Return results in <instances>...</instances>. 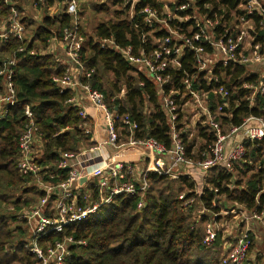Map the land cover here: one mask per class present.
Listing matches in <instances>:
<instances>
[{
  "label": "built area",
  "instance_id": "1",
  "mask_svg": "<svg viewBox=\"0 0 264 264\" xmlns=\"http://www.w3.org/2000/svg\"><path fill=\"white\" fill-rule=\"evenodd\" d=\"M22 1L25 2L24 7L21 0H3L10 15L0 25V44L5 45L15 39L23 43L19 49L23 52L32 41L23 24L25 19L34 18L26 10V4L48 12L47 17H70V26L64 30L61 40L51 39L48 48L41 50L40 55H51L66 66V72L55 81L61 93H71L68 102L77 107L80 118L84 120L81 129L92 139L88 150L84 148L77 153L61 154L58 169L68 171L66 180L56 186L36 181L46 196L30 212L21 216L27 222L26 228L30 233V240L24 247L41 264H65L72 248L86 245L84 241L65 237L62 242L43 249L40 246L43 237L60 234L68 226L96 217L118 197H139L137 208L142 210L146 205L144 198L150 190L152 175L172 181L189 179L194 183L197 180L207 182L210 171L215 168L233 172L234 166L246 155L247 142L264 140L262 118H247L241 127H231L226 133L220 118L224 109L229 108V93L223 87L211 88L220 81L215 74L221 66L237 64L246 67L249 76L255 67L264 65L260 45L253 44L256 25L249 19V16L259 14L262 17L259 27L264 34V8L258 1L240 0L237 8L231 11L230 18L226 19L225 16L219 18L217 14L209 16L205 12L210 8L208 3L204 4L205 11L200 8L199 2L208 0H164L161 12L151 7L136 10L143 0H123L125 7L130 6L129 19L135 28L141 29L139 22H142L148 30L142 36V43L147 47L136 54L132 47L120 48L113 38L95 40L92 37L102 49L121 54L130 66L156 87L160 109L170 127V148L152 138H137L138 125L131 116L120 114L118 108L111 110L104 94L92 86V72L82 63L87 37L81 33V28L83 13L90 8L89 0H55L53 4H49V0ZM105 1L101 0L102 3ZM139 16L143 17L141 21ZM172 21H178L180 25L172 26ZM36 53L32 51V54ZM190 53L195 56L194 72L184 73L180 88L172 87L167 91L168 86L173 85L170 71L182 70L184 58ZM16 67V58H9L0 70L3 88L0 120H5L19 105L14 81ZM243 88L249 90L253 87L245 84ZM125 93L124 90L120 97ZM258 94L264 96L263 82L254 88L251 102ZM213 96L221 97L224 103L215 105ZM24 117L28 121L20 138L18 171L22 176L38 178L44 171L40 163L44 159V143L30 106L24 108ZM92 120H99L94 128L90 124ZM199 126L210 127L215 141L202 152L201 159L193 160L187 157L183 137L196 142L198 149ZM132 149L136 150L138 161L126 159L125 152ZM52 196H56L54 201H51ZM180 200L185 211L195 203L194 199L186 200L185 196ZM236 209L231 210V214L238 216L241 222L235 230L238 235L232 246L230 237L223 235L226 232L225 222L221 224L222 218L229 216L228 211L211 214L201 204L195 219L200 221L204 216L211 215L205 228L204 244L210 247L218 237L222 238V264H261L259 258L263 255L258 253L253 256L251 253L256 230L251 225L252 222L264 225V207L261 212Z\"/></svg>",
  "mask_w": 264,
  "mask_h": 264
},
{
  "label": "trees",
  "instance_id": "2",
  "mask_svg": "<svg viewBox=\"0 0 264 264\" xmlns=\"http://www.w3.org/2000/svg\"><path fill=\"white\" fill-rule=\"evenodd\" d=\"M49 1L53 4L55 0ZM258 2L264 8L262 1ZM205 3L210 5L207 11L203 9ZM239 3L240 0H208L199 2V6L211 17L217 14L219 18L225 16L229 19L231 11ZM89 4L95 11L91 15L99 12L110 16L109 21L97 26L95 38H113L120 48L132 47L136 54L147 47L142 43V36L148 30L142 22H139L141 29L135 28L129 19L130 6L125 7L123 0H106L103 3L101 0H89ZM146 7L161 12L164 0H143L136 10ZM91 10H85L83 17ZM9 15V8L0 0V25ZM142 19V16L138 17L139 21ZM249 19L256 25L253 44H259L264 55V34L259 27L262 17L254 14ZM23 24L32 37L25 51H19L23 43L15 39L5 45L0 44V70L9 58L17 60L14 81L19 101L10 116L0 120V264H41L24 247L30 240V233L21 216L35 206L36 200L46 196V192L36 185L29 186L34 178L22 176L18 171L19 143L28 121L24 117V108L30 106L34 111L44 143V159L40 161L41 165L44 163V175L40 176L43 184L56 186L66 180L68 171L58 169L61 154L77 153L91 140V135L81 129L84 120L80 118L77 107L68 102L71 93H61L55 81L66 72V66L51 55H40L41 50L48 48L51 39L61 40L64 30L70 26V17H45L42 26L31 19H25ZM171 25L180 24L172 21ZM33 50L37 53L32 54ZM194 62V53L187 54L182 70L170 71L173 85L168 86L167 91L172 87L180 88L184 73L194 72ZM82 63L92 72L91 84L104 94L108 107L111 110L118 108L120 114H129L137 123V138H152L167 148L171 147L170 127L160 109L156 87L145 76L130 66L121 54L102 49L91 38L82 51ZM263 69L264 65H261L249 70L252 72L249 76L247 68L237 64L217 69L215 75L220 81L211 88L223 87L229 93V108L224 109L220 118L225 126L241 127L250 117L264 120V96L258 94L251 102L254 88L264 83ZM1 83L0 77V94L3 95ZM245 84L253 88L244 89ZM124 90L126 93L120 97ZM213 100L215 105L224 103L221 97L213 96ZM198 131L204 140L198 150H195L196 142L183 137L187 157L193 160L201 159L202 152L215 141L210 127L199 126ZM246 151L233 172L223 168L211 170L201 195L196 193V185L189 179L172 181L152 175L142 210L137 208L139 197H118L100 212L105 214V210L111 208L106 217L90 218L66 227L60 234L45 236L40 246L47 249L65 237L86 242V245L72 248L65 264H222V238L218 237L213 246L204 244L205 228L211 215L200 221L195 219V215L201 204L211 214L222 212L226 208L225 199L246 212L263 210L264 140L247 142ZM184 192L186 200H195L187 211L181 208L180 196ZM18 193L19 196L16 195ZM55 199L56 196L51 197V201Z\"/></svg>",
  "mask_w": 264,
  "mask_h": 264
},
{
  "label": "rangeland",
  "instance_id": "3",
  "mask_svg": "<svg viewBox=\"0 0 264 264\" xmlns=\"http://www.w3.org/2000/svg\"><path fill=\"white\" fill-rule=\"evenodd\" d=\"M264 2V1H263ZM21 3L23 4V3H25V2H23L22 0H21ZM26 10H28V13L31 15V16H34V18H39V21H37L38 23H41L42 24V22H43V20H44V17H45V15L47 16V14L44 12V11H42V10H39V8H34V7H31V6H29L28 4H26ZM53 7V6H52ZM89 7H90V4H89ZM90 10H91V7H90ZM92 11H93V13H95V11L94 10H91V11H89L88 12V14L86 15V16H84L83 17V20H84V23H83V25H82V28H81V33L84 35V36H86L87 37V41L89 40V38H91L93 41H94V39L92 38L94 35H95V32H96V29H97V26L101 23V22H107V21H109V18H110V16H107V15H105V14H101V13H97L96 12V15H94V14H90V13H92ZM85 12V11H84ZM30 35H31V33H29ZM95 37V36H94ZM95 40H96V38H95ZM84 48H85V46H84ZM83 48V49H84ZM137 70V69H136ZM138 71V70H137ZM121 96V95H120ZM230 128L231 127H228V126H224V130H225V132L226 133H229L230 132ZM198 134H199V132H198ZM197 144L200 146V145H202V144H204V140L199 136V138L197 139ZM91 145H92V143H90L89 142V145L87 144V145H84L83 147H85V149H89L90 147H91ZM199 149V148H198ZM197 148H195V150H198ZM195 160V159H194ZM43 165V167H44V163H42ZM42 175H44V172H42V174L40 175V176H42ZM198 176L199 177H201V174L200 173H198ZM39 178V180L41 181V177H38ZM36 180H37V178H34L33 180H32V183H30V185L29 186H37V188H39L38 187V185H37V183L38 182H36ZM195 185H196V189H195V191L196 192H201L202 193V191L204 190V188L206 187V181L205 180H197V181H195ZM16 195H20V193H18V194H16ZM186 195V192H184V193H182V195L180 196V197H182V196H185ZM100 195H98V197H99ZM39 200V199H38ZM38 200H36L37 202H38ZM36 202V203H37ZM223 203L225 204V206H226V208H224L223 210H222V213H224L225 211H228V217L226 216V217H223L222 219H223V222H221V224L222 223H224L225 222V225H224V228L226 229V232L223 234L224 236H226V237H230L229 238V241H230V243H231V245L233 246V245H235V242H234V240H235V238L237 237V235H238V233H237V231H235L236 229H237V226L239 225V223L241 222V221H239V217L238 216H235V215H232L231 214V210H237L236 208H238L233 202H231V201H228V200H223ZM199 209H200V207H199ZM31 211V209L30 210H27V212H30ZM111 212V208H108V209H106L105 210V214H103V213H100V214H98L97 216H96V218H104V217H106L109 213ZM199 212H200V210H199ZM197 213L198 212H196V215H195V218H196V216H197ZM251 227H253V229H259V232H258V234L257 235H259L258 237L257 236H255L254 238H255V241H254V245H253V248H252V251H251V253H252V255L254 256V255H256V254H262L263 256L262 257H260L259 258V260H260V263L261 264H264V225L263 224H261V223H257V222H252V225H251ZM222 231V230H221ZM235 231V232H234ZM257 231V230H256ZM228 232H230V233H228ZM231 232H233L234 234H232ZM242 234H243V232H242ZM242 236V235H241ZM223 254H224V249L222 248V254H221V257L223 256Z\"/></svg>",
  "mask_w": 264,
  "mask_h": 264
},
{
  "label": "crops",
  "instance_id": "4",
  "mask_svg": "<svg viewBox=\"0 0 264 264\" xmlns=\"http://www.w3.org/2000/svg\"><path fill=\"white\" fill-rule=\"evenodd\" d=\"M257 1V0H256ZM259 1V0H258ZM262 1V3L264 4V0H261ZM22 4V3H21ZM24 5H25V3H23V7H24ZM55 10V9H54ZM47 15L49 14L48 12H46V11H44ZM88 14V13H87ZM45 17H47L46 15H45ZM44 17V18H45ZM32 20H34V22H36V24L38 25V26H42V24H43V22H42V24L41 23H38L37 21H39V18H33ZM83 23H84V20H83ZM100 119V118H99ZM95 121V122H94ZM98 122H99V120H92V122H90V124H91V126H93V128L95 127V125L97 126V124H98ZM101 134H102V131H101ZM92 141V139L89 141L90 143H92L91 142ZM85 147H83L82 146V148L81 149H84ZM125 153H127V158L126 159H128V160H130V161H138V159H139V156L138 155H136V150H134V149H132V150H127ZM124 153V154H125ZM257 230V231H256ZM255 230V232L253 233V238L255 237V236H259V235H257L258 234V232H259V229H256ZM259 238V237H258ZM255 239V238H254Z\"/></svg>",
  "mask_w": 264,
  "mask_h": 264
}]
</instances>
